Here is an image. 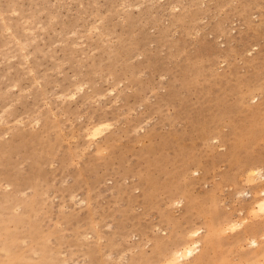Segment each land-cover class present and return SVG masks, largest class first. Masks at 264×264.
Masks as SVG:
<instances>
[{
    "label": "rangeland",
    "instance_id": "obj_1",
    "mask_svg": "<svg viewBox=\"0 0 264 264\" xmlns=\"http://www.w3.org/2000/svg\"><path fill=\"white\" fill-rule=\"evenodd\" d=\"M253 167L264 0H0V264H240Z\"/></svg>",
    "mask_w": 264,
    "mask_h": 264
},
{
    "label": "bare ground",
    "instance_id": "obj_2",
    "mask_svg": "<svg viewBox=\"0 0 264 264\" xmlns=\"http://www.w3.org/2000/svg\"><path fill=\"white\" fill-rule=\"evenodd\" d=\"M102 125H104V124H97L96 126H94L93 127L94 131H97L100 128L101 129L104 128V127H102ZM93 135H94V133H93ZM247 173H248L247 179L251 183H254L258 179L264 178V172L262 171V168H259V167L250 168L249 172H247ZM260 191H261L260 192L261 198L256 201V206L253 209H254V212H256V213L258 211V212H261V214H264V188ZM250 210L252 211V208ZM254 212H251V213H254ZM232 225H233V227H236L235 224H232ZM229 227H231V226L229 225ZM226 228H227V226H226ZM260 228H264V223L259 225V226L250 228L249 231H250V233L256 232ZM199 233H200V231H196L195 233H192L191 235L193 237V236L198 235ZM200 244H201L200 240H198V239L194 240L193 239V241L186 243V244L182 245L181 247L177 248L169 257L159 258L158 260H156V264H177L180 261L188 260V259L192 258L197 253L198 246ZM250 244L254 247V249L243 256L240 264H264V242L259 244V240L257 238H252L250 241ZM198 257L202 258V259L200 258L201 260L199 259L200 260L199 262L202 263V261H203L202 254H199Z\"/></svg>",
    "mask_w": 264,
    "mask_h": 264
}]
</instances>
